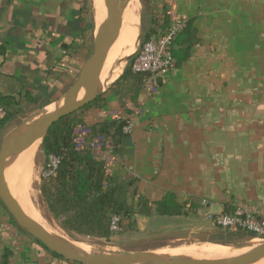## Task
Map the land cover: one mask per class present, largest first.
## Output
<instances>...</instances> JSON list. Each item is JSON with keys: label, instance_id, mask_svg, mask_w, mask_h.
<instances>
[{"label": "crops", "instance_id": "obj_1", "mask_svg": "<svg viewBox=\"0 0 264 264\" xmlns=\"http://www.w3.org/2000/svg\"><path fill=\"white\" fill-rule=\"evenodd\" d=\"M146 2L159 15L163 0ZM175 8L196 27L188 60L126 101L127 112L109 85L105 105L80 114L83 125L132 121L112 173L136 178L134 203L170 191L183 211L206 199L216 211L243 205L264 213V0H176ZM84 19V0H0V98L28 113L24 106L38 108L74 79L87 58ZM4 248L10 264H76L38 243L0 201V259Z\"/></svg>", "mask_w": 264, "mask_h": 264}, {"label": "trees", "instance_id": "obj_2", "mask_svg": "<svg viewBox=\"0 0 264 264\" xmlns=\"http://www.w3.org/2000/svg\"><path fill=\"white\" fill-rule=\"evenodd\" d=\"M151 15L150 24L143 32L141 42L152 35L161 34L167 27L168 19L164 13L160 16L151 12ZM198 42L193 19H186L183 27L170 43L172 68L179 67L187 61L191 48ZM133 57L134 55L128 57L126 66L107 89L117 97L120 107L125 112H127L124 108L125 102H136L148 76L146 72L131 70ZM105 92L97 94L77 111L55 121L40 144L46 161L50 156L58 159L52 175L45 178L40 186L41 195L49 212L60 220V225L64 229L78 235L101 239H108L113 233L110 228L113 215L118 217L117 226L120 230L122 227L133 230L138 226L135 216L148 215L152 211L150 204L154 205L153 210L156 214L163 216L183 214L185 206L184 203L178 202L170 191L152 203L144 197H139L134 203L136 178L106 174L104 162L97 158L90 141L96 137L110 141L111 153L118 158L121 157L128 138V134L123 131L126 119H106L89 125L84 136L85 144L83 147L76 145L73 140V130L77 125L83 124L80 114L86 109L104 106ZM0 109L3 111L0 117V132H2L16 118L20 109L16 100L10 96L0 98ZM124 221L127 222L125 225ZM51 253L63 258L54 252ZM9 255V250L4 248L0 264H10Z\"/></svg>", "mask_w": 264, "mask_h": 264}, {"label": "water", "instance_id": "obj_3", "mask_svg": "<svg viewBox=\"0 0 264 264\" xmlns=\"http://www.w3.org/2000/svg\"><path fill=\"white\" fill-rule=\"evenodd\" d=\"M106 7V19L97 27L93 35L92 52L81 65L73 83L61 95L64 102L57 109L44 113L35 118L43 106H39L37 112L26 117L24 121L0 139V201L11 215L16 224L26 233L38 240L49 251L62 256L65 260L81 264H247L254 262L264 256V237L255 236L260 239L255 247L248 249L242 254L219 258V259H184L168 257L166 260L154 255L151 251H131L117 254L82 252L76 242H71L63 236L50 234L38 223L31 220L19 207L11 196L5 184L6 160L28 148L36 140L47 133L49 127L60 117L77 111L83 105L90 102L104 89L96 88L100 69L106 59L109 48L116 36L120 24L121 14L129 0H103ZM131 55V54H130ZM126 56V60L130 56ZM157 77V82H160ZM84 93L78 99L79 91Z\"/></svg>", "mask_w": 264, "mask_h": 264}, {"label": "rangeland", "instance_id": "obj_4", "mask_svg": "<svg viewBox=\"0 0 264 264\" xmlns=\"http://www.w3.org/2000/svg\"><path fill=\"white\" fill-rule=\"evenodd\" d=\"M92 0H84V14H85V23L87 27V45L85 46L84 54L86 57L90 55L92 52V44H93V35L98 27V25L103 21V18L106 17L101 14L100 16H96L95 8L93 6ZM131 2V1H130ZM136 4V3H135ZM138 4V16H137V24H138V34L135 43V50L131 55L136 53L139 42L142 39L143 32L146 30L151 20V13H149L148 5L146 0H137ZM137 7L133 10L136 13ZM96 13V14H95ZM97 17V18H96ZM94 28V29H93ZM129 45V38L127 41V47ZM126 47V48H127ZM126 56L119 59L118 64L122 66H126L127 61ZM78 69V68H77ZM78 74V72H77ZM74 79H70L69 82L64 83L62 87L53 88L52 92L57 90L58 93H64V91L73 83ZM60 88V89H59ZM49 91L48 101L51 99ZM57 93V94H58ZM62 97V96H60ZM57 99L51 100L47 102L45 105L50 104L51 102L57 101ZM41 99V98H40ZM39 100V99H38ZM46 99H41L39 102L44 103ZM39 103H35V106L32 107L24 106L23 108L27 111L33 109V111L25 113L24 111H20L11 125L1 134L2 137L15 127L19 126L26 117L32 115L37 112V106ZM21 110V109H20ZM41 143L36 147L33 156H32V179L30 182V197L36 211L43 221H45V225L49 230L50 234L63 236L67 238L71 242H76L80 246V244L89 245L91 248V252L98 253H120V252H131V251H156L163 250L164 252H174V249L177 245L189 244V243H198L210 241L215 245L228 246L232 244H236L239 246H243L245 244L250 243L251 241L261 243L260 239H257L254 235L247 234L241 231H230L224 230L212 222L203 218L201 214L197 212L196 209L190 211H183V215L180 217L174 216H163L158 215L152 210L148 215L138 214L140 216H146L147 219L140 220L136 229L128 230L125 227H122V230L118 228L115 232H113L108 239L101 238H93L86 237L82 235L75 234L71 231L64 229L60 225V220L56 219L48 210L45 201L41 195L40 186L43 183V178L41 174L43 172V167L46 163V157L42 151L40 146ZM15 156V155H13ZM13 156H10L6 160V173L10 172L12 166ZM12 157V159H11ZM11 159V161H10ZM8 163V164H7ZM10 167V168H9ZM9 174V173H8ZM47 222V223H46ZM127 223L124 221V225ZM50 226V227H49ZM192 241V242H191ZM199 242V243H200ZM105 249H104V248ZM108 249H107V248ZM96 248V249H95ZM107 250L106 252L104 250ZM113 249V250H112ZM166 249V250H165ZM102 251V252H101ZM173 256L180 258L178 255L173 254ZM135 264H144L142 262H138ZM249 264H264V257L262 259L256 260Z\"/></svg>", "mask_w": 264, "mask_h": 264}, {"label": "bare ground", "instance_id": "obj_5", "mask_svg": "<svg viewBox=\"0 0 264 264\" xmlns=\"http://www.w3.org/2000/svg\"><path fill=\"white\" fill-rule=\"evenodd\" d=\"M91 2L93 3L95 12L97 13V14L95 13L96 16H100L101 14H103L106 17V7L104 1L92 0ZM136 7H137L136 13H134L133 10ZM138 7L139 6L137 4V0H129L122 11L121 24L119 30L116 36L114 37L111 47L108 50L106 59L100 69L98 80L96 82V88H98L99 90L106 89L120 75L122 71V66L118 64L119 59L132 54L135 50V43L138 34V24H137ZM103 20L105 19L103 18ZM128 38H129V45L127 47ZM83 93L84 91L83 89H81L78 93V99L82 97ZM63 102H64V97L62 96L57 101L47 104L41 109V111L35 116V118H38L44 113L57 109L59 106L63 104ZM39 143H40V139L36 140L34 143H32L28 148H26L22 152L16 154L15 156L12 155L13 159L12 157L11 159L13 161H12L11 170L10 172L6 173V169H5L4 177H5V184L7 189L9 190L13 199L22 209V211L31 220L38 223L40 226H42V228H44V230H46V232L49 233L50 228L48 229L46 227L47 224L45 225L44 223L45 221H43L44 219H42L39 215L40 213L38 214V211H36V208L32 203L30 197V191H29L30 182L32 179V156ZM199 242L177 245L174 249V252H170V251L164 252V248H163V250L160 249L154 252L152 251L151 253L164 260H166L168 257H174L173 254H176L180 258H184V259H190V258L219 259V258H225V257L242 254L248 249H251L252 247H255L257 245V242L254 241H251L250 243L245 244L243 246H239L236 244L235 245L232 244L228 246H222L218 244L215 245L210 241H205L200 243ZM74 245L77 246L82 252L86 254L92 251L89 245L86 244L84 245L80 244V246L78 244H74ZM104 251L106 252L107 250Z\"/></svg>", "mask_w": 264, "mask_h": 264}, {"label": "built area", "instance_id": "obj_6", "mask_svg": "<svg viewBox=\"0 0 264 264\" xmlns=\"http://www.w3.org/2000/svg\"><path fill=\"white\" fill-rule=\"evenodd\" d=\"M175 7L176 0H163L159 15L161 16L164 13L167 16V27L161 34L152 35L148 39L140 41L131 61L132 71L148 73L143 85L147 92L153 90L157 77H162L172 69L173 59L169 51L170 43L185 23V20L176 13ZM0 114H3L2 109H0ZM131 126L132 121L126 119L123 131L128 133ZM87 131L88 128L83 124H79L74 128L73 140L78 147H83L85 144L84 136ZM90 146L95 150L97 158L103 160L106 174H112V166L117 162V158L111 153V142L96 137L90 141ZM57 163L58 159L50 156L43 167L41 177L45 179L51 176ZM186 207H189V204ZM210 207V202L201 199L196 210L204 219L221 229L241 231L264 237V213L253 211L243 205H235L232 209L224 207L217 211L212 210ZM117 221L118 217L113 215L110 225L112 232L118 230Z\"/></svg>", "mask_w": 264, "mask_h": 264}]
</instances>
